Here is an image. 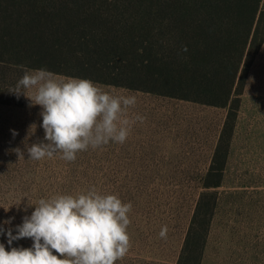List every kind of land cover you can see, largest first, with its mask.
<instances>
[{
    "label": "rangeland",
    "instance_id": "rangeland-1",
    "mask_svg": "<svg viewBox=\"0 0 264 264\" xmlns=\"http://www.w3.org/2000/svg\"><path fill=\"white\" fill-rule=\"evenodd\" d=\"M23 75L14 72L13 83ZM93 82L113 95H135L129 117L144 119L136 121L124 144L89 148L73 162L59 155L33 161L27 153L18 160L15 148L44 136L41 108L29 107L25 96L12 93L9 102L0 101V226L14 230L40 198L86 194L95 187L133 205L128 227L132 247L117 264H177L214 167L223 173L220 185L209 189L217 202L201 264H264V42L248 64L224 164L212 166L227 107ZM13 130L18 134L13 136ZM165 225L166 240L159 236ZM0 243L10 250L6 234ZM31 245V239H21L11 247Z\"/></svg>",
    "mask_w": 264,
    "mask_h": 264
},
{
    "label": "trees",
    "instance_id": "trees-1",
    "mask_svg": "<svg viewBox=\"0 0 264 264\" xmlns=\"http://www.w3.org/2000/svg\"><path fill=\"white\" fill-rule=\"evenodd\" d=\"M263 42L264 0H0V101H10L14 72L46 69L227 107L212 166L224 164L248 64ZM222 173L207 174L177 264L202 262L217 202L209 189Z\"/></svg>",
    "mask_w": 264,
    "mask_h": 264
},
{
    "label": "clouds",
    "instance_id": "clouds-1",
    "mask_svg": "<svg viewBox=\"0 0 264 264\" xmlns=\"http://www.w3.org/2000/svg\"><path fill=\"white\" fill-rule=\"evenodd\" d=\"M9 92L25 96L29 107L41 108L44 136L15 148L18 160L27 153L33 161L59 155L73 162L89 148L124 144L132 126L144 119L129 117V109L137 104L135 95H113L90 79L61 78L46 69L25 70ZM17 134L13 130V136ZM30 206L31 215L14 230L0 226L10 247L0 243V264H117L132 247L128 227L133 205L117 195H103L93 187L86 194L40 198ZM168 232L163 226L160 238L166 240ZM21 239H31V247H11Z\"/></svg>",
    "mask_w": 264,
    "mask_h": 264
}]
</instances>
